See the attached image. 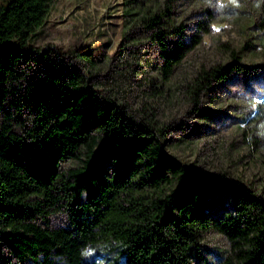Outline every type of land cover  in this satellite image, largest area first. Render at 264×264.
<instances>
[{"label": "trees", "instance_id": "1", "mask_svg": "<svg viewBox=\"0 0 264 264\" xmlns=\"http://www.w3.org/2000/svg\"><path fill=\"white\" fill-rule=\"evenodd\" d=\"M53 2L0 1V264H102L85 253L95 245L111 264H264V185L201 172L167 151V125L146 102L130 107L99 88L89 50L35 45ZM259 9L264 19V0ZM126 12L147 30L164 77L209 30L199 20L182 38L161 2ZM231 53L186 82L193 102L247 71ZM208 230L227 244L212 256Z\"/></svg>", "mask_w": 264, "mask_h": 264}, {"label": "rangeland", "instance_id": "2", "mask_svg": "<svg viewBox=\"0 0 264 264\" xmlns=\"http://www.w3.org/2000/svg\"><path fill=\"white\" fill-rule=\"evenodd\" d=\"M260 1L54 0L33 43L85 49L97 55L101 68L98 87L111 88L130 107L141 101L151 105L167 125L165 149L191 168L264 185V19ZM155 2L169 5L174 17L170 28L177 27L179 36L187 40L196 31L197 21L209 23V30L186 51L169 77L156 67L160 56L147 39V30L132 24L134 15L126 12L130 4L150 7ZM125 30L127 40L123 39ZM167 39L165 48L173 44ZM232 49H238L240 59L249 65L247 71H230L193 102L186 82L204 67L231 62ZM72 163L64 161L65 165ZM60 217L53 215V222H60ZM202 243L211 256L227 245L212 230L204 233ZM85 253L111 264L102 245L88 246Z\"/></svg>", "mask_w": 264, "mask_h": 264}, {"label": "clouds", "instance_id": "3", "mask_svg": "<svg viewBox=\"0 0 264 264\" xmlns=\"http://www.w3.org/2000/svg\"><path fill=\"white\" fill-rule=\"evenodd\" d=\"M231 2H232V3H236V0H235V2H233V0H231ZM257 6H258V4H257Z\"/></svg>", "mask_w": 264, "mask_h": 264}, {"label": "snow or ice", "instance_id": "4", "mask_svg": "<svg viewBox=\"0 0 264 264\" xmlns=\"http://www.w3.org/2000/svg\"><path fill=\"white\" fill-rule=\"evenodd\" d=\"M233 2H235V0H233ZM259 102V101H258Z\"/></svg>", "mask_w": 264, "mask_h": 264}]
</instances>
